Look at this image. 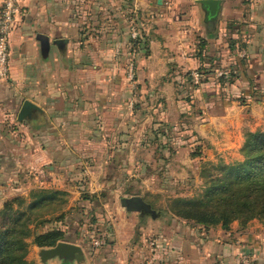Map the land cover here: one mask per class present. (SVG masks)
<instances>
[{
  "label": "crops",
  "instance_id": "0c3cea01",
  "mask_svg": "<svg viewBox=\"0 0 264 264\" xmlns=\"http://www.w3.org/2000/svg\"><path fill=\"white\" fill-rule=\"evenodd\" d=\"M202 1L27 0L11 37L10 77L0 80V198L13 187L20 196L96 195L92 182L121 175L124 164V180L137 183L140 166H163L176 180L189 164L243 160L245 135L264 132V0H219L215 16ZM196 72L204 79L191 92L187 75ZM27 102L34 109L21 120ZM136 183L125 196L144 199ZM141 213L124 223L130 241ZM167 226L168 262L184 264L192 239L206 259L226 245L211 237L215 229ZM123 228L115 224L105 264H125Z\"/></svg>",
  "mask_w": 264,
  "mask_h": 264
},
{
  "label": "rangeland",
  "instance_id": "374dc122",
  "mask_svg": "<svg viewBox=\"0 0 264 264\" xmlns=\"http://www.w3.org/2000/svg\"><path fill=\"white\" fill-rule=\"evenodd\" d=\"M190 77L194 78V76L191 74L187 75V84L191 85L189 90L192 92L194 87L199 84H196L194 80L192 83ZM223 83L227 85L225 82H219L215 86ZM189 93L187 92V96ZM138 124L140 125V123ZM148 151L147 149L142 150L144 155ZM155 151L157 150L155 149ZM220 162L225 164L233 163L219 160L212 164H219ZM206 165L207 163L204 162L198 166L189 164L186 166L185 177H178L175 174L176 180H169L171 175L167 174V170L163 166H140L142 175H140L139 179H141L137 183H131L123 178V175L127 174L131 169L130 166L124 164L121 167V175L116 176L113 172L112 178L107 180V182H99V180L92 182L90 190L92 188L97 190L100 187L102 189L96 195L90 193L86 188L81 191L71 190L70 193H66L67 195L57 201L55 205L52 204L38 212V219L48 221L44 227L33 225L32 228L35 234L45 233L56 228L67 231L69 230L67 224L60 223L57 220L58 218L64 214L66 221L74 218L77 221L79 220V235L74 244L82 249V259L78 261L76 259L58 257L46 258L43 252L47 249H40L34 245V237H32L28 239L30 251L27 260L31 264H105L103 260H110L111 258L107 250L109 251V248L116 245L115 224H118L124 227L123 240L125 239L129 243L124 248L121 245L117 248V255H123L122 260L125 264H180L178 260L174 262L167 261V257L170 255L168 248L171 246L168 247L163 239L166 238L168 233L169 235L172 234V231L167 226L168 224L182 221L187 223L190 230H199V226L193 221H186L177 217L173 211V206L176 205V200H192L204 193L206 188L201 174ZM116 169L119 171V166ZM165 175L169 177L166 176V178L164 177ZM147 177L149 178L147 179ZM150 177H153V179ZM24 183L25 194H28L33 182ZM59 183L57 181V184ZM135 183L138 185L140 195L144 197L154 212L141 213V222L136 228L132 241H130V229H128L129 227L125 228L124 223L126 221L131 222L129 217L133 212H128V219H123L122 221L118 211H127L122 200L129 198L125 195L131 184ZM75 184L80 188H84L80 186L79 182H75ZM38 186H40L39 182ZM11 191V195L0 198V202H4V206L10 201L23 198L25 200L22 206L24 209L32 200L30 195L20 196L22 192L16 191L15 187ZM15 207L22 209L18 204ZM53 210L57 211L54 212ZM164 227L167 228V231ZM211 229H215L211 237L220 246L224 242L226 244L224 248L218 249L214 245L213 249H211L212 252L209 254L210 256L206 259L205 255L202 258L200 257V249L195 240L186 241L188 242L185 246L187 257L184 264H264V222L254 220L246 225L235 222L228 231L221 226L211 227ZM165 231L166 235L164 234ZM113 264H116V262Z\"/></svg>",
  "mask_w": 264,
  "mask_h": 264
},
{
  "label": "trees",
  "instance_id": "16d2710c",
  "mask_svg": "<svg viewBox=\"0 0 264 264\" xmlns=\"http://www.w3.org/2000/svg\"><path fill=\"white\" fill-rule=\"evenodd\" d=\"M138 42L134 41L133 47ZM241 154L243 160L232 164L207 163L201 174L204 193L192 200H176L175 215L204 228L221 226L227 231L235 222L243 225L254 220L264 222V132L247 133ZM65 195L59 190H36L30 194L32 200L24 209L23 198L5 204L0 211V264H31L27 257L28 239L32 237L40 249L76 241L80 221L75 218L66 221L64 214L57 220L67 224V231L56 228L35 234L32 228L33 225L44 227L48 221L38 219V212L55 205ZM16 204L22 209L16 208Z\"/></svg>",
  "mask_w": 264,
  "mask_h": 264
},
{
  "label": "built area",
  "instance_id": "2783aa9c",
  "mask_svg": "<svg viewBox=\"0 0 264 264\" xmlns=\"http://www.w3.org/2000/svg\"><path fill=\"white\" fill-rule=\"evenodd\" d=\"M26 1L4 0V6L0 11V80L2 81H7L10 77L11 37ZM223 75L225 74L221 76ZM193 76L196 84H200L204 79V76L199 72Z\"/></svg>",
  "mask_w": 264,
  "mask_h": 264
},
{
  "label": "water",
  "instance_id": "95a60500",
  "mask_svg": "<svg viewBox=\"0 0 264 264\" xmlns=\"http://www.w3.org/2000/svg\"><path fill=\"white\" fill-rule=\"evenodd\" d=\"M204 6L209 8V11L215 16L220 8L219 0H204L202 1ZM34 109V106L27 102L24 106L23 112L20 116V119H25L30 116L31 110ZM128 212H146L153 213L148 203L142 197H132L122 200ZM44 255L46 258L58 257L62 259H82V249L71 242H60L56 247L44 250Z\"/></svg>",
  "mask_w": 264,
  "mask_h": 264
}]
</instances>
